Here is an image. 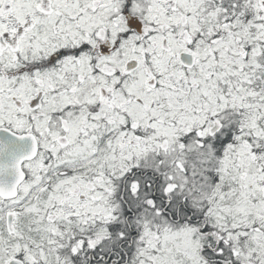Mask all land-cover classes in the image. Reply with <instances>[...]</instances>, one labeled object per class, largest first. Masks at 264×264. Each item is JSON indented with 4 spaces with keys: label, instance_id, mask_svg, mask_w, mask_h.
<instances>
[{
    "label": "flooded vegetation",
    "instance_id": "1",
    "mask_svg": "<svg viewBox=\"0 0 264 264\" xmlns=\"http://www.w3.org/2000/svg\"><path fill=\"white\" fill-rule=\"evenodd\" d=\"M21 263L264 264V0H0Z\"/></svg>",
    "mask_w": 264,
    "mask_h": 264
},
{
    "label": "rangeland",
    "instance_id": "2",
    "mask_svg": "<svg viewBox=\"0 0 264 264\" xmlns=\"http://www.w3.org/2000/svg\"><path fill=\"white\" fill-rule=\"evenodd\" d=\"M253 66H255V65L253 64Z\"/></svg>",
    "mask_w": 264,
    "mask_h": 264
}]
</instances>
